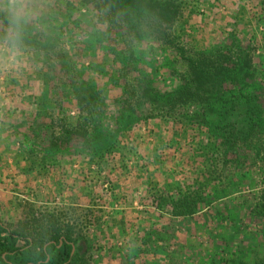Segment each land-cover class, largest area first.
I'll list each match as a JSON object with an SVG mask.
<instances>
[{"label":"rangeland","instance_id":"rangeland-1","mask_svg":"<svg viewBox=\"0 0 264 264\" xmlns=\"http://www.w3.org/2000/svg\"><path fill=\"white\" fill-rule=\"evenodd\" d=\"M175 1L179 17L170 43L143 40L130 57L120 31L110 33L93 6L26 0L28 21L61 36L48 53L0 43L2 228L58 221L77 239L73 264L264 263V122L235 112L225 143L141 106L136 123L101 160L70 136L54 144L78 116L62 57L103 91L112 118L121 87L143 79L153 89L172 90L187 71L181 54L211 53L240 39L257 68L252 104L264 113V0ZM186 110L191 114L194 106Z\"/></svg>","mask_w":264,"mask_h":264},{"label":"trees","instance_id":"trees-1","mask_svg":"<svg viewBox=\"0 0 264 264\" xmlns=\"http://www.w3.org/2000/svg\"><path fill=\"white\" fill-rule=\"evenodd\" d=\"M82 3L100 12L98 21L107 22L110 33L120 31L119 36L126 41L130 57L133 56L130 48L143 40L168 45L171 30L179 17V4L175 0H82ZM52 30L44 22L27 20L19 48L54 52L61 35ZM7 31L8 23L4 11L0 10V43L14 48L3 39ZM108 31L104 33L108 35ZM106 34L103 38H107ZM237 40L238 44L218 47L211 53L181 54L187 71L172 90L153 89L151 83L143 79L134 88L121 87V99L113 100L112 118L104 110L105 105L111 107L112 104L109 105L103 91L74 73V63L62 57L59 62L61 68H70V74H65L71 90L69 97L78 108V116L54 140V144L62 146L66 143L62 137L70 136L81 151L91 150L101 160L115 148V138L136 123L138 119L134 113L140 111L141 106H148L150 112L157 113L161 120L192 128L197 125L199 131L204 129L206 134L223 138L225 143L233 136L229 124L234 125L232 117L235 112L241 111L239 117H245L247 122H264L262 109L252 104L255 85L251 82L257 69L254 57L249 44L244 43L243 46L240 39ZM242 76L244 84L240 79ZM247 80L250 83H245ZM191 106H194V111L190 114L186 109ZM110 122L121 125V129L117 126L111 127L113 130L107 128ZM30 128L31 133L37 129ZM220 154L225 155V152ZM192 213L193 210L190 215ZM76 241L73 231L68 227L61 229L58 221L34 222L29 227L18 229L0 226V264H73L72 250Z\"/></svg>","mask_w":264,"mask_h":264},{"label":"clouds","instance_id":"clouds-1","mask_svg":"<svg viewBox=\"0 0 264 264\" xmlns=\"http://www.w3.org/2000/svg\"><path fill=\"white\" fill-rule=\"evenodd\" d=\"M0 9L4 10L8 23V31L3 39L8 45L19 48L29 17L26 0H0Z\"/></svg>","mask_w":264,"mask_h":264}]
</instances>
